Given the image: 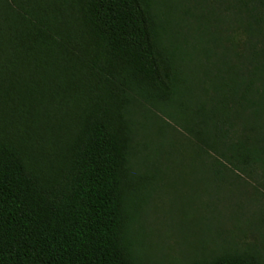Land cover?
<instances>
[{
  "label": "trees",
  "instance_id": "16d2710c",
  "mask_svg": "<svg viewBox=\"0 0 264 264\" xmlns=\"http://www.w3.org/2000/svg\"><path fill=\"white\" fill-rule=\"evenodd\" d=\"M182 4L0 0V264H148L132 208L159 178L141 152H160L145 134L164 117L211 179L264 199V0Z\"/></svg>",
  "mask_w": 264,
  "mask_h": 264
},
{
  "label": "rangeland",
  "instance_id": "374dc122",
  "mask_svg": "<svg viewBox=\"0 0 264 264\" xmlns=\"http://www.w3.org/2000/svg\"><path fill=\"white\" fill-rule=\"evenodd\" d=\"M169 1L191 7L199 2ZM158 8L163 9L161 5ZM180 15L177 11V20L182 23ZM144 109L139 106L137 111L142 114ZM164 118L154 120L153 130L145 134L160 152H141L144 158L154 156L151 168L153 172L162 168L159 178L140 188L139 195L145 198L138 197L132 208L138 217L135 228L144 235L140 248L146 262L186 264L224 246L254 248L264 254V199L253 202V188L245 187L238 174L227 169L222 170L220 179H211L212 168L205 158L196 157L187 134L169 126L166 121L174 122ZM141 155L136 159L145 173Z\"/></svg>",
  "mask_w": 264,
  "mask_h": 264
}]
</instances>
